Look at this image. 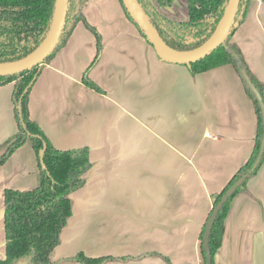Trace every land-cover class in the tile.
Listing matches in <instances>:
<instances>
[{
  "label": "crops",
  "instance_id": "obj_1",
  "mask_svg": "<svg viewBox=\"0 0 264 264\" xmlns=\"http://www.w3.org/2000/svg\"><path fill=\"white\" fill-rule=\"evenodd\" d=\"M76 24L44 66L28 98L30 118L58 150L86 147L91 163L70 194L72 214L53 264H202L200 233L219 193L248 160L256 134L251 99L231 65L192 76L163 62L126 18L119 0H88ZM230 42L264 94V1H250ZM13 84L0 86V145L18 131ZM0 149V155L2 154ZM40 170L27 142L0 165L5 189L28 191ZM5 256L0 217V259ZM213 264H264V161L231 199Z\"/></svg>",
  "mask_w": 264,
  "mask_h": 264
},
{
  "label": "trees",
  "instance_id": "obj_2",
  "mask_svg": "<svg viewBox=\"0 0 264 264\" xmlns=\"http://www.w3.org/2000/svg\"><path fill=\"white\" fill-rule=\"evenodd\" d=\"M119 2L126 18L147 42L143 33L129 16L122 1L119 0ZM138 2L170 48L188 51L199 47L211 35L222 15L226 0H185V19L169 18L164 14L165 10L174 4V0H138ZM249 2L250 0H241L237 14V25L242 21L243 13ZM87 3L88 0H69L63 32L54 50L41 64L29 70L0 77V86L13 84L12 102L18 124L17 133L0 145V149L3 150L0 155V165L17 148L29 140L40 168L39 184L36 188L28 191L4 190L5 256L0 259V264H16L25 259L29 261V264H53L52 253L59 245L61 231L66 227L72 214L70 194L83 187L84 176L90 170L91 163L86 147L69 150L55 149L40 126L30 118L28 111V98L32 86L44 66L65 45L78 23H82L95 38L94 59L86 68L82 82L100 92V89L87 77V73L97 63L102 52L101 37L96 29L86 21L83 14V9ZM53 6L54 0H0V63L21 59L39 46L49 28ZM237 25L232 28L227 37L226 46H219L204 59L189 66L183 65L188 68L192 76L224 65H231L252 101L257 120L254 145L248 160L238 169L224 188L212 197V208L200 233L202 264H206L203 236L213 210L223 195L239 178L245 174H249V177L255 175L264 161V151L261 154L264 137V115L260 105L261 101L264 107L263 86L248 69L240 50L230 42L231 35ZM242 71L246 73L249 81L258 92L260 101L249 88ZM32 81V86L24 94L25 89ZM20 100L22 119L26 130H23L19 124L16 106ZM43 144H46L43 157L45 170L41 169L39 162V152ZM259 156L260 160L257 166L252 169ZM245 183L246 181L234 195L244 188ZM234 195L224 203L212 226L209 236L211 264H213L214 254L220 247L223 221ZM74 260L82 264H106L112 261V258L105 256L92 258L79 253Z\"/></svg>",
  "mask_w": 264,
  "mask_h": 264
},
{
  "label": "water",
  "instance_id": "obj_3",
  "mask_svg": "<svg viewBox=\"0 0 264 264\" xmlns=\"http://www.w3.org/2000/svg\"><path fill=\"white\" fill-rule=\"evenodd\" d=\"M123 6L128 12L129 16L132 18L134 23L137 25L139 30L145 36L147 42L152 46L156 55L160 58L161 61L176 64V65H187L189 66L192 63H195L201 59H204L207 55L213 52L219 46H226V39L230 35L233 27L237 25L238 20V10L240 7L241 0H226V3L223 8L222 15L207 40H205L199 47L194 48L188 51H179L170 48L162 39L156 27L151 22L150 18L142 9L138 0H121ZM264 1V0H262ZM69 0H54V6L52 11V16L49 24V28L44 36L42 42L39 46L27 56L11 61L0 63V77H5L13 75L25 70H29L39 64H41L48 55L54 50L57 45L59 38L63 32L67 10H68ZM242 74L247 81L249 88L252 90L256 98L260 101V96L252 83L249 81L246 73L242 71ZM33 81L25 89L24 94L32 86ZM262 112L264 115V107L260 101ZM19 118V124L23 130H26V126L22 119V108L21 100L16 106ZM27 136L29 134L27 133ZM46 151V144H43L42 149L39 152V162L42 170H45V165L43 162V157ZM264 151V137L262 140L261 154ZM260 154V156H261ZM260 156L255 162L252 169H255L257 166ZM249 178V174H245L239 178L223 195L207 223L206 230L203 236V249L205 252L206 264H211V254L209 249V236L211 233L212 226L217 217L218 212L223 207L224 203L232 197L239 187ZM4 210L0 213V217H3ZM16 264H29L28 260L18 261Z\"/></svg>",
  "mask_w": 264,
  "mask_h": 264
},
{
  "label": "rangeland",
  "instance_id": "obj_4",
  "mask_svg": "<svg viewBox=\"0 0 264 264\" xmlns=\"http://www.w3.org/2000/svg\"><path fill=\"white\" fill-rule=\"evenodd\" d=\"M165 15H167L169 18H175V19H185L186 18V5L185 0H174V4L167 8L164 12ZM14 110V108H13ZM27 144H30V141H26ZM39 168V166H38ZM40 170V168H39Z\"/></svg>",
  "mask_w": 264,
  "mask_h": 264
},
{
  "label": "built area",
  "instance_id": "obj_5",
  "mask_svg": "<svg viewBox=\"0 0 264 264\" xmlns=\"http://www.w3.org/2000/svg\"><path fill=\"white\" fill-rule=\"evenodd\" d=\"M250 1H254V0H250Z\"/></svg>",
  "mask_w": 264,
  "mask_h": 264
}]
</instances>
